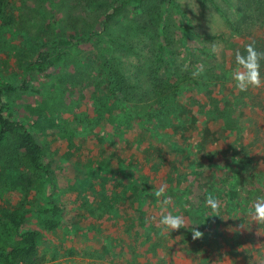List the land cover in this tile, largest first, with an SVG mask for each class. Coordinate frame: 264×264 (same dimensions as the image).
Instances as JSON below:
<instances>
[{
	"label": "rangeland",
	"instance_id": "obj_1",
	"mask_svg": "<svg viewBox=\"0 0 264 264\" xmlns=\"http://www.w3.org/2000/svg\"><path fill=\"white\" fill-rule=\"evenodd\" d=\"M110 1L112 0H97L95 3L98 4L92 5L83 3L88 7V10L79 9L78 14L80 11L82 13L76 24L82 27L80 30L95 27L94 20L97 16L95 12L104 8L95 9V11L92 9L100 8L104 3H110ZM29 2L30 0H13L9 9L0 12V18H3L6 23L8 15L12 14L17 18V23L21 24L27 23L29 16L42 21L43 18L40 19V14L36 12L34 3ZM170 6L172 8H170L169 14L167 11L165 13L168 21L172 20L170 31L173 36L168 39V46L159 43V46L162 47L161 51L167 54L164 55V62H159L163 66L160 76L167 80L164 89L169 88L170 92L166 91L165 94L158 96L155 103H170L171 101L168 100L170 96L172 99L175 96L176 99L182 98L190 90L186 92V88L194 87L192 83L185 85H180L178 81L171 83L173 78L171 73L181 65V70L176 73L190 75L194 71L196 61H202L203 68H205L204 81H207V78L216 77L213 86L209 87V90L214 89L213 91H202V97L190 95V98L196 100V103L201 104L199 105L200 110L207 114V106H211L212 100H217L214 106L222 112L223 105L218 98L227 100L230 96H234L235 105L244 101L245 98L240 97V91L230 78L231 71L236 67L234 64L236 50H231L230 54L228 50L233 47L238 49L237 46L240 45V42L234 40H236V36H243L244 30L236 31L238 26H242V22H245V26H253L264 32V0H174V5ZM152 8L155 11L157 8L165 10L167 6L162 0H143L141 6L133 8L132 11L135 15H140ZM23 11L26 13L22 14ZM52 13L54 17L57 14L60 16L59 12ZM130 13L128 12L127 15L130 16ZM156 21L149 17L147 19L148 26ZM98 30L97 28L96 31ZM141 30H144L143 27L139 28V31ZM211 34L217 36V43L206 42L208 41L206 37ZM199 36L205 38L206 43ZM136 38L127 35V41L135 42ZM213 43L220 48L218 55L211 50ZM12 44L23 46L26 45V40L18 34L17 26L14 24L11 23L9 26L0 23V77L18 86L23 76L26 77L27 71L24 70V67L28 62H18L15 57L5 51L4 48L11 47ZM201 47L206 49V54L200 53ZM88 48L92 47L85 43L76 48L71 47L66 52L64 63L60 69L52 72L51 78L42 75L37 77V81H39L37 88L33 84L29 91L21 92L20 97L17 91H6L0 95L6 100L10 99L12 102H16V115L18 116L16 118L30 124L36 140L44 146L45 162L51 160L53 164L50 179L55 185V191L52 197L54 201L61 202L64 214L63 224L58 229L48 230L37 223L36 210L47 205L51 192L47 177L42 173H38L39 177L36 175L33 178L26 192L13 196H10L12 194L7 195L6 191L11 188V182H4L5 177L8 176L2 171L4 166L1 155L3 145H0V210L12 209L24 202L36 211L28 219V228H37L42 234L39 247L41 264H206L204 257L197 259L191 255L186 237L181 233V230L189 231L190 238H193L192 227L205 234L213 223L220 222L222 211L219 208L218 213H214L209 206L205 205V209L200 207L192 216V209H188V202L190 201L192 204L194 200V196L189 195L192 180L181 182L175 178L177 176L174 178L171 176L174 172L172 169L176 166L181 167L184 173L197 169V155L186 149L187 156L191 155L193 161L189 164L186 156L181 157L178 164L183 163V166H179L173 161L168 164L167 160L171 158L169 152L160 153L161 160L150 163L148 160L133 157V153L126 144L119 145V139L117 140L116 136L122 138L125 133L123 130L116 131V127L112 123L122 122L123 125L128 117L117 116L119 111L116 110L113 116L107 120L106 114L100 112L98 108H96L97 113L93 115L92 102L89 103L86 99V82H91L95 87L96 98L93 100L95 107L98 105V100L106 99L105 95H107L97 50H88ZM171 51H173V57L170 56ZM142 52L147 53L148 51L143 50ZM35 57L33 55L29 63L34 62ZM168 57L171 59H167ZM124 66L130 72H136L142 67V63H139L135 56L130 55ZM143 70L144 72L146 70L144 66ZM144 75L142 74L141 78L145 87ZM79 84L81 87H76ZM174 84H177L178 87H175ZM198 84L205 85L203 81H198ZM55 85H59L60 88H56ZM170 85L171 87H169ZM250 92H254L255 96L261 94V99H255L256 103L249 101L248 105L252 107L253 111H248L244 107L241 118L244 120L252 118L260 125H264L263 118H261V115L264 114L261 111L264 104V86L250 88L241 94L246 95ZM17 98H19L18 101H16ZM159 118L162 119L163 115L160 114ZM251 124L247 121L246 124H242L243 130L239 128L237 131V143H241L237 146V150H242L244 155L249 154L248 146L255 138L253 130L250 129ZM229 126L216 131L221 140H228L226 131L233 125ZM180 131L183 133L181 135L183 141L179 145L185 148L188 143L190 145L192 138L197 134H194V131L192 132L189 127L178 126L174 135L171 134L175 140L176 134ZM83 132L95 135L98 142L91 135L85 137ZM204 138L206 140L204 154L211 153V148L216 140L211 136ZM228 142L227 147L231 145ZM261 144L264 146V140L261 141ZM166 149V146L162 147L163 151ZM225 165H227L226 162L221 160L213 166L212 175L215 176V180L212 179L210 184L212 189L217 192L216 194H226L230 188V194L239 196L240 192L237 191V189H241L239 187L250 186L253 191H257L255 194L257 196L250 197L243 192V195H247L246 198L242 197L243 215L237 216L235 213L228 216L233 215L238 218L239 227L229 229L227 232L230 233V236L221 235L224 244L207 245L210 251L207 256L208 264H264V224H258L251 220L246 211L260 196L261 185L257 189L255 182L249 180L246 175L239 178L230 174L226 175ZM167 166H171V172ZM227 168L230 170V167ZM216 176L223 177L222 183L216 180ZM233 182H237L238 186L233 187ZM150 185L154 186L153 191L166 185V194L168 192L175 194L177 204L170 198L171 203L167 205V211L183 215L189 228H181L163 236L160 234L162 226L159 225V219L164 214L160 201L164 197L156 198L155 203L149 205L150 208H147L148 202L146 205L144 202L141 203V206L148 210L147 216L136 210L131 198L148 200V198H142L145 196L144 188ZM101 190L104 191L102 195L104 198L120 204L118 211L111 210L109 214H101L98 210L99 203L102 202L100 200ZM243 190L248 191L247 189ZM123 191L128 193L124 200L117 196V193L122 195ZM209 193L211 191H207L206 195L208 196ZM250 200L251 205L247 202ZM225 201L233 203L227 198ZM247 218L248 220H246ZM248 223L250 226H246ZM150 225L153 229L148 233ZM208 240L204 237L205 243ZM11 243L12 239L8 237L0 224V245L7 246Z\"/></svg>",
	"mask_w": 264,
	"mask_h": 264
},
{
	"label": "trees",
	"instance_id": "obj_2",
	"mask_svg": "<svg viewBox=\"0 0 264 264\" xmlns=\"http://www.w3.org/2000/svg\"><path fill=\"white\" fill-rule=\"evenodd\" d=\"M12 1L0 0V12H3L4 9H9ZM142 1L112 0L107 4L99 2L104 3L102 7L90 9L94 11L95 9H104L95 12L97 13L94 20L95 27L86 30H80L82 27L76 24L82 13L80 11V14H78L79 9L88 10V7L84 6L83 3H89V5L98 4L95 3L97 0H30V2L34 3L36 12L40 14V19L42 20L43 18L42 21H38L35 17L28 14L26 15L29 16H27L29 19L25 24L17 23V18L12 14L8 15V22L6 23L3 18H0L1 24L10 26L12 23L17 26L18 34L26 40V45L12 44L11 47L4 48L5 51L15 57L18 62H28L24 67V70L27 71L26 77L23 76L20 85L15 86L0 77V95L6 91H17L20 97V93L29 91L33 84L37 88L39 86L37 77L42 75L51 78L52 72H56L64 63L66 52L71 47L76 48L80 44L85 43L89 44L92 47L91 49H96L101 61V70L107 95H105L106 99L98 100V105L95 107L93 102L96 98L95 87L91 82H86V99L89 103L92 102L93 115L97 113L96 108H98L100 112L106 114L107 120L113 116L116 110L119 111L117 116L125 115L128 117V120L123 125L122 122L112 123V125H115L116 131L123 130L125 133L122 138L116 136L117 140L119 139L118 144H126L133 153V157L148 160L150 163L160 161L159 154L164 152L170 153L171 158L167 160L168 164L171 161L178 164L179 159L184 156L187 157L189 164L192 163L193 157L191 155L187 156L188 152H185L186 149L197 155V169L186 173L178 166L173 169L171 166H167V169L170 172L171 169L174 170L171 176L173 178L177 176L175 178L181 182L192 180L189 195L194 196V200L192 204L190 201L188 202V209H192V216L200 207L206 208L207 191H211V194L218 196L222 211L219 223H213L203 237L196 240L188 236L190 234L189 231L181 230V233L186 237L188 250L191 255L197 259L204 257L206 264H208L209 259L207 256H209L210 251L207 245L224 244L225 242L221 235L230 236L227 231L239 227L238 218L233 215L228 217L229 214L243 215V209L241 208L242 197L246 198L247 195H250V197L257 196L255 195L257 191H253L250 186L239 187L241 188L239 189V196L230 194V188L226 194H216L217 192L212 189L213 187L210 184L212 179L215 180V176L212 175L214 164L224 160L227 164L225 165L226 175L230 174L235 178L248 176L249 180L255 182L257 189L261 185L259 197L264 196V146L261 144V141L264 140L262 139L264 138V125H260L252 118L247 120L241 118L243 108L246 107L248 111H253L248 102L256 103L257 100L255 101V99H261V94L255 96L254 92H250L243 95L239 92L240 97L245 98V100L236 105L233 100L234 96H230L227 100L218 98L223 105L222 110H224L222 112L214 106L217 100H212L211 106H207L208 112L206 114L205 111L200 110L199 105L201 104L199 102L196 103V100L190 98V95L202 97L201 92H207L209 87H212L215 83L216 77H210L207 78V81H204L203 74L197 78H193L192 74L178 75L177 73L181 70L180 65L176 71L172 70L173 78L171 83H175V81H178L180 85L192 83L194 87L186 88V92L190 90L182 98L176 99L175 96L172 99V96H170L168 98L171 101L170 103L159 102L156 104L155 99L158 96L165 94L166 91L170 92L169 88L167 90L164 89V84L167 83V80L160 76L163 66L159 62H164V55L167 54L161 51L162 47L159 46V43H164L168 46V39L173 36L170 31L172 20L168 21L166 17L170 12V8H172L170 5H174V0H162L167 6L165 10L157 8V11H155L152 8L144 14L135 15L132 9L139 8ZM173 8L175 10V7ZM243 10L245 11V9ZM166 11L167 14L165 13ZM52 12L56 14L59 12L60 16L57 14L54 17ZM128 12H131L130 16L127 15ZM25 13L26 11L22 12V14ZM149 17L154 21L157 20L150 26H148L147 22ZM120 22L122 23L121 25L119 24ZM134 22H136V25H134ZM244 23L242 22V26H238L239 28L237 27L236 29V31H239V29L244 30L243 36H236V40H234L235 42H240V45L237 46L238 49H235V47L229 49V54L232 52L231 50H239L243 53L245 45L253 40L256 42L257 50L264 51V32L253 26H245ZM140 27H143L144 30L139 31ZM97 28L99 29L98 31H96ZM128 34L135 38L137 37L135 42L127 41ZM199 37L205 42V38ZM216 37L211 34V36L206 37L208 39L206 42L212 43L214 41L217 43L218 38ZM91 49L88 48V50ZM143 50L148 52L143 53ZM199 51L202 54H206L204 47H201ZM33 55L36 56L34 62L29 63ZM130 55L135 56L136 60L142 63V67L136 72H130L124 66L125 62H128ZM170 56L173 57V51H171ZM167 59L170 60L171 57ZM201 62L196 61V66H203ZM234 64L236 63L234 62ZM143 66L146 68L145 72ZM196 66H194V70ZM142 74H145V87L141 78ZM261 76L264 78V61L261 62ZM198 81H203L205 85H199ZM55 86L60 88L59 85ZM174 86L178 87L177 84H174ZM76 87H81V84ZM18 100L19 98L16 101ZM261 111L264 113V104ZM160 114L163 115L162 119L159 118ZM16 117H18L16 115V102H12L10 99L6 100L0 96V145L4 146L1 153L2 164L4 165L2 171L8 176L5 177L6 180L4 182H11V188L6 193L13 196L26 192L33 178L36 175L37 177L40 176L38 173H42L43 176L47 177L48 187L51 188V192L48 196L47 205L38 208L37 212L24 202H21L15 208L0 210L1 227L8 237L12 239L11 244L7 246L5 244L3 246L0 245V264H41L42 259L39 247L42 234L37 228H28V219L35 211L39 226H44L48 230L58 229L64 222L63 207L61 202L54 201L52 197L55 191V185L50 179L52 177L53 164L51 160L45 162L43 157L44 146L40 145L36 140L30 124ZM261 118L264 121V114L261 115ZM207 119L208 122H206ZM247 121L252 123L250 129L253 130L255 137L252 144L248 146V156L242 154V150H237V146L241 144L237 143V131L239 128L243 130L241 128L242 124H246ZM193 122H195V125H193ZM229 125L233 126L226 131L228 142V140H221L216 131L219 128L226 129L227 126L230 127ZM178 126L189 127L192 132L194 131V134H197L196 137L192 138L190 145L188 143L185 148L179 145L183 141L181 138L183 133L181 131L176 134V140L171 135H174ZM161 133L165 134L162 135ZM83 134L86 135L85 137L91 135L98 142V138L95 135L93 136V134H87L86 132H83ZM207 136L214 138L216 143L213 144L211 153L204 154V143L206 141L204 137ZM227 142L231 144L228 147L226 146ZM220 144L221 146H218ZM163 146L167 147L165 151L162 150ZM86 147H89V145H86ZM233 151L235 152L234 154L232 153ZM162 162L164 161L162 160ZM178 165L183 166V163ZM227 167H230V170ZM233 169H236V171H233ZM135 177H137L136 174ZM222 178V176H216V180L220 181V183H222ZM236 183L233 182V187L238 186ZM153 188L154 186L151 187V185L144 188L145 196L142 199L148 198L146 201L131 198L133 206L144 216H147V208H150L149 205L155 203L157 198ZM243 189L248 191L245 192ZM243 192L247 195H243ZM103 193L104 191L101 190L100 200L102 202L99 203L100 207L98 209L101 214H109L111 210L118 211L120 204L104 198L102 196ZM127 195L128 193L125 191L122 192V195L117 193V196L123 200L126 199ZM166 196L177 204L174 193L168 192ZM226 198L233 203L225 201ZM251 200L247 201L250 205ZM142 202L145 205L148 202L146 210L141 206ZM201 204L203 205L201 206ZM250 219L253 220L252 217ZM246 226H250V224L248 223ZM152 229V225H150L147 232H152ZM204 237L209 239L206 243L204 242Z\"/></svg>",
	"mask_w": 264,
	"mask_h": 264
},
{
	"label": "clouds",
	"instance_id": "obj_3",
	"mask_svg": "<svg viewBox=\"0 0 264 264\" xmlns=\"http://www.w3.org/2000/svg\"><path fill=\"white\" fill-rule=\"evenodd\" d=\"M212 52L219 54L220 48L213 43ZM264 61V51L257 50L256 42L245 45L244 52L237 50L235 53L236 67L231 71L230 78L235 83V87L240 92H247L250 88H260L264 85V78L261 76V62ZM187 67V66H186ZM202 65H197L192 72L193 78H197L204 73ZM239 191V189H237ZM157 199L164 197L160 201L163 213L159 219V225L162 226L161 235L170 234L172 231L181 228H189L186 219L183 215L173 214L167 211V205L171 203V199L166 196V185L160 186L155 191ZM214 213H218L221 203L218 198L209 193L205 201ZM247 213L258 224H264V196L257 197L252 206L247 209ZM219 216V215H215ZM155 219V217H153ZM193 239L202 238L204 233L197 228L192 227Z\"/></svg>",
	"mask_w": 264,
	"mask_h": 264
}]
</instances>
